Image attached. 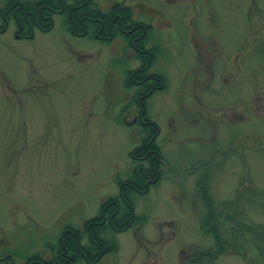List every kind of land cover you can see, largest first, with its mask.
<instances>
[{
  "label": "rangeland",
  "instance_id": "1",
  "mask_svg": "<svg viewBox=\"0 0 264 264\" xmlns=\"http://www.w3.org/2000/svg\"><path fill=\"white\" fill-rule=\"evenodd\" d=\"M95 2L106 12L123 3L152 26L150 72L167 80L147 108L160 129L165 176L147 194L131 195L142 219L108 234L118 250L99 264H185L213 245L201 231L204 174L215 204L233 199L241 182L264 189V64L255 58L245 80L232 67L247 33L244 10L258 32L247 34L241 57L259 51L252 42L264 37V0ZM63 20L56 15L53 29L36 30L33 40H17L13 21L0 34V264L49 258L45 245L65 227L80 229L119 196L141 143L135 108L124 112L135 95L127 74L141 62L124 36L110 43L74 37ZM238 101H246L244 118ZM215 264L245 263L226 254Z\"/></svg>",
  "mask_w": 264,
  "mask_h": 264
},
{
  "label": "trees",
  "instance_id": "2",
  "mask_svg": "<svg viewBox=\"0 0 264 264\" xmlns=\"http://www.w3.org/2000/svg\"><path fill=\"white\" fill-rule=\"evenodd\" d=\"M10 10L8 18L14 20L18 26L30 25L40 27L44 32L52 29V10L63 11V24L77 26L75 35L111 42L124 36L132 50L135 59L142 62V66L127 74L125 86L135 90L130 104L138 110V126L142 136L141 143L134 148L130 157L132 160L131 175L126 180H119L120 193L117 198L106 200L99 209L96 217L87 220L78 229L65 227L57 238L56 243L46 244L51 256L44 259L38 254L29 256L24 264H76L83 261L86 264H97L108 254L116 253L117 242L109 233H123L138 225L142 218L134 212L131 198L133 193L143 195L159 184L165 176V162L161 148L157 143L160 135L158 125L152 121L147 113V100L150 96L146 88L147 76L154 79L156 87L166 88L167 80L161 74L149 73L156 58V47L145 52L146 43L150 40L152 31L148 26H139L133 20L130 7L115 2L109 11H102L95 0H6ZM39 10L42 12L40 13ZM82 21L85 29H81ZM103 27L102 30L100 28ZM134 29L131 33H123ZM137 40H134V39ZM264 52V46L262 50ZM147 55V56H146ZM149 73V74H148ZM155 91L159 90L154 89ZM209 178L204 174L197 182L206 206V215L201 223L202 233L212 238L210 249L191 254L185 259V264H215L222 255H234L245 264H264V189H257L251 183H240L231 200L215 204L209 192ZM86 238V244L82 243ZM75 256L71 262L70 257ZM7 264H16L8 261Z\"/></svg>",
  "mask_w": 264,
  "mask_h": 264
},
{
  "label": "flooded vegetation",
  "instance_id": "3",
  "mask_svg": "<svg viewBox=\"0 0 264 264\" xmlns=\"http://www.w3.org/2000/svg\"><path fill=\"white\" fill-rule=\"evenodd\" d=\"M193 1L196 2V0H193ZM14 6H15V4L11 5L10 8H7V1L6 0H2V2H0V34H5L7 32V30H8L10 21H13L15 26H16V30H15L14 36H15V38L17 40H33L35 38V31L36 30L41 32V33H44V34L49 33L53 29V26H54V17L56 15H60L62 13V11H63V8H62V10H59V11H57V10H55L53 8L50 9V10H52V15H53L52 29H50L47 32H44V30L40 29V27H37V26L36 27H32L30 25L18 26V25H16V22L14 20L9 19L8 18L9 12ZM130 8H131L132 13H133L132 7H130ZM39 12L41 13L42 11L39 10ZM61 16H63V15H61ZM242 16L245 18V23H246V28H247L246 32L247 33H246V35L244 37V42H242L240 44V46L238 47L239 55H237V56H235L233 58L232 67H233V71H238V74L241 77H243L244 80H245L246 79V72H247L248 65H253L255 63L254 62L255 58H259L260 53L258 51V52H255L252 56H243V57H241V53H242V55L246 54L245 50H246V47H247V42H246L247 34L250 31L252 33L258 32V29H255V28L250 30V28H251L250 26L251 25L249 23H250V21H252V19H248L247 14L245 15V10H244V13L242 14ZM133 20L136 21L134 19V13H133ZM137 22L140 23L139 26H144L145 25V26H148V27L152 28V26L150 24L147 25L146 23H143V22H140V21H137ZM80 27H81V29H85V26L83 25L82 21H80ZM62 28H63V30H65L71 36L78 37V38H84L85 37L83 35H79V36L75 35L74 32L77 30V28H78L77 26L64 25L62 23ZM102 29H103V27L100 28V30H102ZM133 31H134V29L132 28V30H130V31H126V32L123 31V33H131ZM95 38L100 39V37L98 35H95ZM263 39H264V37H263ZM134 40H137V39L135 38ZM262 41L263 40L259 41L261 45H259L257 41H253L252 42L254 47L256 48V50L257 49H259L260 51L262 50V46H264V43ZM256 44H258L259 46L256 47L255 46ZM130 49L132 50V45H131ZM150 49L151 48L148 49L145 46V52L146 53H148L147 50H150ZM132 52H134V51L132 50ZM263 61H264V57H263ZM228 77H231V73L230 72L228 73ZM147 79H148V81L146 82V88H145L144 91H147L149 89V92L151 94L152 92H155L154 89H157V88L158 89H162V87H156L155 86V84L153 83L154 79L151 80V78L149 76H147ZM37 81H41V80L38 79ZM225 81H228V80L225 79ZM40 83H43V82H40ZM240 89H241V92H242V89H244V88L240 87ZM47 90H48V88H47ZM238 102L240 104L242 112L244 113V116L242 115V117L244 118L245 117V113H246V101L243 102V105L241 103L242 101H238ZM137 120H138V116L135 117L134 121H137ZM239 144H240L239 155L243 157V155L246 153V151H245L246 149L244 148V140L240 141ZM241 146H242V148H241Z\"/></svg>",
  "mask_w": 264,
  "mask_h": 264
}]
</instances>
